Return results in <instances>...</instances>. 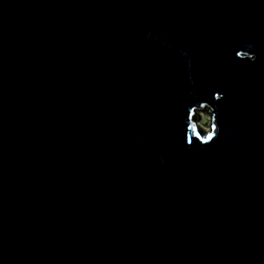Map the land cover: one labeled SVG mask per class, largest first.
Listing matches in <instances>:
<instances>
[{"label":"water","instance_id":"95a60500","mask_svg":"<svg viewBox=\"0 0 264 264\" xmlns=\"http://www.w3.org/2000/svg\"><path fill=\"white\" fill-rule=\"evenodd\" d=\"M0 264H264V3L0 0Z\"/></svg>","mask_w":264,"mask_h":264},{"label":"clouds","instance_id":"9594fccd","mask_svg":"<svg viewBox=\"0 0 264 264\" xmlns=\"http://www.w3.org/2000/svg\"><path fill=\"white\" fill-rule=\"evenodd\" d=\"M261 2L264 3V0H261ZM255 49V43L250 39H246L228 55L232 60L256 62L258 60V52ZM183 54L187 55L188 53L184 51ZM225 94L224 91L217 90L209 99H198L195 97H198L199 93H190V96L194 98L188 103L186 117H182L183 122L192 130L191 133H187L185 136L186 147L192 146L194 138H198L201 146H203L219 137L222 132V126L217 102L222 100Z\"/></svg>","mask_w":264,"mask_h":264}]
</instances>
